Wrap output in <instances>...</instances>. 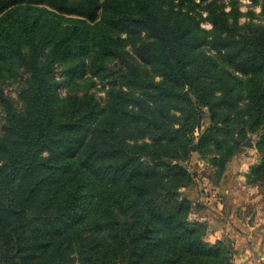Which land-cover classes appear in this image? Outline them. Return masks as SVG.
<instances>
[{
    "label": "trees",
    "instance_id": "16d2710c",
    "mask_svg": "<svg viewBox=\"0 0 264 264\" xmlns=\"http://www.w3.org/2000/svg\"><path fill=\"white\" fill-rule=\"evenodd\" d=\"M225 1L0 0V264H230V248L188 221V174L171 163L215 139L216 126L192 145L198 108L215 123L242 86L246 110L219 122L226 157L256 134L250 177L264 181V26L241 25ZM57 66L105 81L104 103L62 97ZM17 71L14 100L1 84Z\"/></svg>",
    "mask_w": 264,
    "mask_h": 264
},
{
    "label": "rangeland",
    "instance_id": "374dc122",
    "mask_svg": "<svg viewBox=\"0 0 264 264\" xmlns=\"http://www.w3.org/2000/svg\"><path fill=\"white\" fill-rule=\"evenodd\" d=\"M228 2V0L225 1L226 11L230 9ZM235 3L241 13L238 19L241 25L264 26V16L260 12L262 0L257 2L235 0ZM202 8H195L197 14L201 16L200 28L210 30L209 16ZM14 10L17 16L28 13L27 7ZM121 38L126 37L122 35ZM143 38L142 34L139 39L128 41L125 50L132 53L131 44L138 43ZM112 67L116 69L115 65ZM17 72L13 77L3 73L5 75L1 84L3 92L14 100H17L18 90L24 84V76L20 75V71ZM55 72L56 80L61 83L59 93L62 97L70 94L81 96L89 92L94 94L100 103H104L107 90L105 81L102 83L97 79L94 80L89 78V75L85 80L78 77L74 79L65 77V69L61 66H57ZM159 80L158 77L155 78V81ZM233 97L239 101L237 108L229 106V108L216 110L215 123L211 120V111L208 107L198 108L199 121L188 134L190 138H193L192 145H196L202 134H206L216 126L219 130L214 129L212 132L215 139L210 140L208 145L200 151L189 152L186 159H175L171 163L179 165L188 174L187 180L183 181V187L178 189L179 198L189 203L188 221L202 224L203 240L210 244L216 241L224 242L232 252L230 264H264V181L253 182L250 177L251 169L261 163L263 154L255 145L257 135L248 133L237 151L226 157L227 148L231 142L225 136L228 131L219 122L225 115L233 114L234 110H246L242 86L237 88ZM214 98L211 102H218L226 97L216 92ZM191 99L194 101L193 97ZM175 115L178 119L187 116L186 113L184 116L178 113ZM2 118L3 111L0 108V125ZM247 140L251 141V147L243 146ZM42 157H48V152H44ZM237 240L243 242V249H235L233 244Z\"/></svg>",
    "mask_w": 264,
    "mask_h": 264
},
{
    "label": "crops",
    "instance_id": "0c3cea01",
    "mask_svg": "<svg viewBox=\"0 0 264 264\" xmlns=\"http://www.w3.org/2000/svg\"><path fill=\"white\" fill-rule=\"evenodd\" d=\"M234 245V247H235V249H243L244 248V246H243V242H240V241H235V243L233 244Z\"/></svg>",
    "mask_w": 264,
    "mask_h": 264
},
{
    "label": "water",
    "instance_id": "95a60500",
    "mask_svg": "<svg viewBox=\"0 0 264 264\" xmlns=\"http://www.w3.org/2000/svg\"><path fill=\"white\" fill-rule=\"evenodd\" d=\"M243 146L251 147V146H252V143H251L250 140H247V141L243 144Z\"/></svg>",
    "mask_w": 264,
    "mask_h": 264
}]
</instances>
